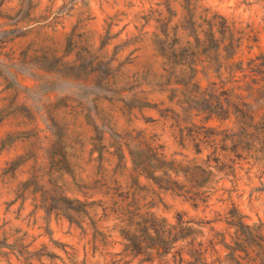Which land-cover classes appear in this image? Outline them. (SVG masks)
Wrapping results in <instances>:
<instances>
[{
    "label": "rangeland",
    "instance_id": "obj_1",
    "mask_svg": "<svg viewBox=\"0 0 264 264\" xmlns=\"http://www.w3.org/2000/svg\"><path fill=\"white\" fill-rule=\"evenodd\" d=\"M259 53L264 0H0V264H176L152 215L259 264ZM195 64L188 87L223 80L211 115L183 102Z\"/></svg>",
    "mask_w": 264,
    "mask_h": 264
},
{
    "label": "trees",
    "instance_id": "obj_2",
    "mask_svg": "<svg viewBox=\"0 0 264 264\" xmlns=\"http://www.w3.org/2000/svg\"><path fill=\"white\" fill-rule=\"evenodd\" d=\"M215 30L212 29V26L209 27L207 35L211 42L212 48H214V54H217V48L219 47L221 40L214 37ZM232 43V42H230ZM231 46L233 44H230ZM232 55V54H231ZM231 57V56H229ZM241 64V61L235 63V65ZM248 69L252 72L253 75H260V80L264 82V53H259L253 57H250L247 60ZM220 66L214 68L216 72V78L220 76ZM44 71L50 70L49 68H44ZM190 74L188 75L189 79L187 82H184V99L183 102L186 103L188 108L198 109V110H207L209 111V115L215 111V109L222 108V100L219 97V94H216V90L222 87V79L220 78L218 81L210 80L207 84L200 90L196 81L191 82V87H188L190 84V79H193L197 73L196 64L191 66ZM258 86V82H255L252 91H256ZM242 117L247 123L248 119H250L249 114H242ZM196 134H194L195 137ZM155 161L162 162L160 156L154 157ZM156 170L157 167L152 166V171ZM152 177H155L152 175ZM68 200V198H64ZM241 227V235L242 242L248 243L251 237V231L248 224H244L240 222ZM149 227L143 225L140 228V231L147 239H152V253H156L161 260L166 262L167 259L165 255L168 253L172 254V259L177 260L176 264H255L256 260L248 257H235L234 256V248L223 238L221 243L224 247L230 250V252L226 255L225 259L210 258L209 250L212 249L214 251V247L210 245H204L202 241H196L195 233L198 232L197 229L193 228L190 225H184L183 221L179 216L176 217V221L174 223H167L164 218L157 217L152 215V235L148 232ZM193 233V234H192ZM192 234V236H191ZM187 238V239H186ZM148 246V245H147ZM150 246V245H149ZM185 256L187 258H185ZM259 264H264V253H262V258H260Z\"/></svg>",
    "mask_w": 264,
    "mask_h": 264
}]
</instances>
